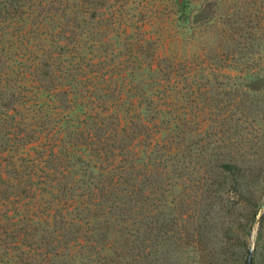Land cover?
I'll list each match as a JSON object with an SVG mask.
<instances>
[{
	"label": "rangeland",
	"instance_id": "374dc122",
	"mask_svg": "<svg viewBox=\"0 0 264 264\" xmlns=\"http://www.w3.org/2000/svg\"><path fill=\"white\" fill-rule=\"evenodd\" d=\"M19 1L20 18L34 15V23L44 15L54 29L14 30L15 13L0 19V50L14 46L0 62V87L12 84L8 94L0 89V186L24 177L18 190L0 191L5 223L37 222L48 212L52 149L76 157L71 173L78 179L111 172L98 146L118 113L120 129L134 128L136 141L160 142L161 162L156 155L149 164L170 171L161 174L162 219L170 226L182 208L204 205L198 196L206 195L216 162L264 169V0H35L37 11L28 9L32 0ZM40 36L49 52L43 83L30 74L45 50ZM169 140L175 149L165 157ZM221 216L217 210L211 223Z\"/></svg>",
	"mask_w": 264,
	"mask_h": 264
},
{
	"label": "trees",
	"instance_id": "16d2710c",
	"mask_svg": "<svg viewBox=\"0 0 264 264\" xmlns=\"http://www.w3.org/2000/svg\"><path fill=\"white\" fill-rule=\"evenodd\" d=\"M32 2L33 7L28 9L37 11L35 0ZM20 8L19 0H0V19L15 13L18 20L10 24L14 30L54 29L44 15L34 23V15L20 18ZM203 12L205 16L206 9ZM46 39L40 36L45 50L34 61L36 70L30 71L37 83L44 82L41 65L49 58ZM28 41L24 42L27 48ZM9 49L0 50V62L6 57L11 59L14 46ZM27 83L25 77L20 81L24 87ZM7 85L0 87L4 94L12 90V84ZM118 114L116 125L101 129L98 146L99 160L114 165L113 170L78 179L71 173L76 157H70L69 149L62 146L58 152L52 149L48 157L54 173L45 178L47 191L43 196L50 204L48 212L41 213L37 222L5 223L0 219V264H64L65 259L79 264H246L249 239L256 226L253 264H264V194L260 191L263 166L254 169L237 162H216L206 181V195L198 196L202 201L206 197L204 205L199 201L194 207L182 208L177 226H170L172 221H164L161 212V174L164 178L170 171L163 174L161 165L149 164L156 155L161 162L160 142L145 146L141 140L136 141L134 128L120 129ZM109 130L112 136L106 138ZM79 137L76 134L73 139ZM167 143L170 148L164 150L165 157L175 149L171 140ZM90 164L87 167L91 168ZM63 167L67 174L60 172ZM23 179L18 175L7 178L0 191L18 190ZM53 210L56 213L51 215ZM217 210L222 212L221 221L211 223L210 217ZM245 210L248 213L244 216ZM44 217L47 222L43 223ZM45 231L50 240H46ZM31 240L35 247L28 246ZM50 247L54 250L47 252ZM61 250L68 254L58 258L56 251Z\"/></svg>",
	"mask_w": 264,
	"mask_h": 264
},
{
	"label": "water",
	"instance_id": "95a60500",
	"mask_svg": "<svg viewBox=\"0 0 264 264\" xmlns=\"http://www.w3.org/2000/svg\"><path fill=\"white\" fill-rule=\"evenodd\" d=\"M201 13H203V12H201ZM254 251H255V241L253 240L249 246L246 264H253Z\"/></svg>",
	"mask_w": 264,
	"mask_h": 264
}]
</instances>
